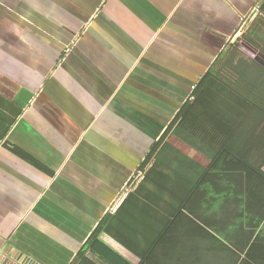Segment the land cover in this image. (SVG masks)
Wrapping results in <instances>:
<instances>
[{
    "label": "crops",
    "instance_id": "0c3cea01",
    "mask_svg": "<svg viewBox=\"0 0 264 264\" xmlns=\"http://www.w3.org/2000/svg\"><path fill=\"white\" fill-rule=\"evenodd\" d=\"M259 2L0 0V264H264L259 177L186 125L149 159Z\"/></svg>",
    "mask_w": 264,
    "mask_h": 264
},
{
    "label": "trees",
    "instance_id": "16d2710c",
    "mask_svg": "<svg viewBox=\"0 0 264 264\" xmlns=\"http://www.w3.org/2000/svg\"><path fill=\"white\" fill-rule=\"evenodd\" d=\"M253 23L255 26L250 36L264 40V0L259 2V15ZM194 89V95L156 144L149 159L170 149L175 153L169 138H180L184 131L189 134L191 126L197 130L205 129L202 141L209 140L220 147L213 150L215 155L211 166L217 167L216 162L221 157H232L236 165L227 166L225 170L229 172L232 167V170L239 171V178H246L247 173L259 177V181H252V184L260 189V182L264 183V68L240 50L231 51L229 58L212 68ZM14 124L15 119L0 110V142ZM182 125H186L184 131ZM168 155L173 156L171 151ZM159 162H163V166L159 165L158 169L171 168V165L164 164L165 161ZM156 171L154 166V176ZM244 182L238 180L243 187L251 184V181ZM101 231L100 225L86 247L108 260L119 258L102 242Z\"/></svg>",
    "mask_w": 264,
    "mask_h": 264
},
{
    "label": "rangeland",
    "instance_id": "374dc122",
    "mask_svg": "<svg viewBox=\"0 0 264 264\" xmlns=\"http://www.w3.org/2000/svg\"><path fill=\"white\" fill-rule=\"evenodd\" d=\"M258 15H259V13L254 15L253 21L256 19V17ZM253 21H250L248 23V25L246 26V28H244V30H243L244 32H242L236 38V40L232 43L231 46H233L234 48L240 49L246 55H249V57H252V58L259 57L260 59L264 60V40L258 39L257 37L253 38V37L250 36V33H252V29L255 26V23H253ZM262 38H264L263 35H262ZM220 184H221V182H220ZM256 191L262 193V191H264L263 186H260V189L259 188H256ZM234 196H235V194L233 196L230 195V197H232V198H235ZM246 197L247 196H245L244 199H247ZM225 202H226L225 200L220 201L219 210L221 209V205H224ZM234 205H233V207H234ZM239 209L241 211L246 212L247 209H248V207L244 208L241 205V207ZM223 217H224V215H223ZM212 234H214L215 236H217L219 239H222V240H226L227 239V236H226L225 232H222V230L215 229Z\"/></svg>",
    "mask_w": 264,
    "mask_h": 264
},
{
    "label": "built area",
    "instance_id": "2783aa9c",
    "mask_svg": "<svg viewBox=\"0 0 264 264\" xmlns=\"http://www.w3.org/2000/svg\"><path fill=\"white\" fill-rule=\"evenodd\" d=\"M142 178V173L139 172L136 176L134 175V177L126 184L125 188L127 190L132 189L133 185L135 184V182H138V180Z\"/></svg>",
    "mask_w": 264,
    "mask_h": 264
},
{
    "label": "water",
    "instance_id": "95a60500",
    "mask_svg": "<svg viewBox=\"0 0 264 264\" xmlns=\"http://www.w3.org/2000/svg\"><path fill=\"white\" fill-rule=\"evenodd\" d=\"M255 61L256 62H258L259 64H261L263 67H264V60H262V59H260V58H258V57H256L255 58ZM20 252V255H21V251H19ZM24 255V254H23ZM24 262V261H23ZM23 264H26V259H25V262L23 263ZM31 264V263H30Z\"/></svg>",
    "mask_w": 264,
    "mask_h": 264
}]
</instances>
